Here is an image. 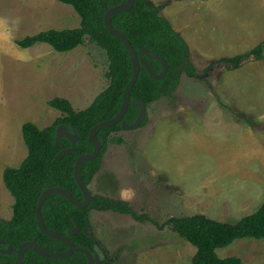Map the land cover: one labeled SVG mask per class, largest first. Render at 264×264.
<instances>
[{"label": "rangeland", "instance_id": "rangeland-1", "mask_svg": "<svg viewBox=\"0 0 264 264\" xmlns=\"http://www.w3.org/2000/svg\"><path fill=\"white\" fill-rule=\"evenodd\" d=\"M156 1L187 41L194 76L184 71L171 97L150 103L143 125L108 136L89 188L127 201L139 215L90 213L95 250L101 258L106 249L115 264H193L196 247L170 218L204 214L235 223L264 202V58L235 70L221 62L264 41V0ZM80 26L74 7L59 0H0V122L9 125L0 135V219L12 218L15 202L4 170L28 155L21 122L50 126L62 115L50 100L67 98L80 111L110 84L107 51L89 35L68 52L17 41ZM217 253L264 264V239L241 238Z\"/></svg>", "mask_w": 264, "mask_h": 264}, {"label": "trees", "instance_id": "trees-1", "mask_svg": "<svg viewBox=\"0 0 264 264\" xmlns=\"http://www.w3.org/2000/svg\"><path fill=\"white\" fill-rule=\"evenodd\" d=\"M72 5L81 16V26L69 29H49L35 35L26 36L17 41L23 48L32 47L38 43H48L58 52H68L85 42V36L96 42L107 51L109 70L107 76L110 84L88 108L76 111L72 103L64 97H56L49 105L62 112V115L50 126L40 128L34 122L27 121L22 126V133L28 147V155L19 166H7L4 170V182L15 199L11 219H0V237L12 244L16 250L25 241H34L49 251L61 252L68 249L66 242L45 234L38 226L36 208L42 192L49 187H63L72 192L78 199L83 200V192L74 176V166L83 153L92 152L95 145L90 141L91 129L98 123L113 118L120 111L127 83L133 74V62L125 44L113 35L104 22L106 11L126 0H59ZM162 7L148 0H135L129 11L118 12L112 16V24L120 30L132 43L140 56H144L156 72L162 70L161 63L144 55L141 47H145L167 61L169 65L166 76L154 79L141 66L138 80L131 90V105L124 119L133 122L138 113L139 105L134 100L138 97L147 105L163 97H171L180 84L182 73L194 76L190 49L187 41L162 16ZM264 58V41L251 50L235 56L221 59L232 70L238 69L250 59ZM64 124L69 131L80 136L74 143L64 137L56 147V131ZM121 129V124L101 130L99 137L106 132L102 140L101 154L83 163L81 173L84 182L89 186L102 166L103 155L107 150L108 136L111 132ZM82 146L83 150L66 154L62 159L51 164L56 155L67 147ZM113 210L130 214L135 218L139 215L125 200L113 199L102 195H93L92 201L86 208H78L61 194H53L47 198L42 207L45 225L64 235L70 236L75 245L90 249L98 255L95 238L90 221L92 210ZM79 225L77 234L72 235V229ZM175 232L196 247L193 264H244L237 256L220 257L217 250L232 244L241 238L264 239V202L259 210L242 217L239 221L224 222L207 217L204 214L172 217L168 220ZM7 244L0 243V249ZM18 252L11 254L0 252V264H15ZM87 256L75 252L71 257L56 259L44 257L33 249H28L23 264H87ZM110 253L103 248L102 264H115Z\"/></svg>", "mask_w": 264, "mask_h": 264}, {"label": "water", "instance_id": "water-1", "mask_svg": "<svg viewBox=\"0 0 264 264\" xmlns=\"http://www.w3.org/2000/svg\"><path fill=\"white\" fill-rule=\"evenodd\" d=\"M135 3V0H126V2L114 5L110 7L105 15H104V22L109 31L117 36L127 47L132 62H133V74L130 79V81L127 83L125 92H124V100L122 107L118 114L114 116L113 118L106 119L98 124H96L90 131L89 139L90 141L95 145V149L92 152L89 153H83L80 155V157L77 159L75 166H74V176L77 184L81 188L83 192V200H78L70 190L63 188V187H49L45 189L41 196L39 197L38 200V205L36 208V218H37V223L41 231H43L45 234L52 236L54 238H57L61 240L62 242L68 243L69 247L65 251L61 252H55V251H49L45 250L42 248L38 243L34 241H25L23 242L20 246L19 249L16 250L15 247L12 244H8L7 240L4 238L0 237V243L6 245V248H1L0 252H6L8 254L13 253L14 251L18 252V257L15 262V264H23L24 259H25V254L28 249H33L36 253H38L41 256L44 257H49V258H56V259H65L68 257H71L75 252H82L87 256V264H102L101 263V258L98 255H95L90 249H87L85 247H78L75 245L73 239L70 236L64 235L56 230L48 228L44 221H43V216H42V207L47 200L48 197H50L53 194H61L67 199H69L75 206L78 208H86L90 204L93 198V194L89 188V186L84 182L82 173H81V167L84 162L88 160H93L97 158L102 150L103 143L102 140L105 139L106 133L103 134L102 137L98 136V132L103 129H107L109 127L115 126L117 124H121V127L123 129H135L139 126H141L148 114V105L145 101L138 97H134V100L138 103L139 105V114L137 118L133 121V123H128L126 119H124L126 113L128 112L132 97H131V90L133 86L135 85L136 81L138 80L141 66H143L148 73L154 78V79H162L166 76L169 65L167 61L164 59V57L153 53L149 49L145 47H141L140 51L151 58H154L158 60L161 65H162V70L160 72L154 71V69L150 66L149 62L146 60L144 56H140L138 51L134 48L130 40L117 28H115L112 24V16L118 12H123V11H129L133 8ZM75 128H73V131H69L67 126L64 124H61L58 126L57 131H56V142L55 145L56 147L59 146V142L62 138L66 137L70 141L76 143L79 141L80 136L74 132ZM83 147L82 146H73V147H67L60 151L54 160L52 161L51 164H54L56 161L62 159L66 154L71 153V152H78L82 151ZM79 231V225L77 224L74 229L71 230V234L75 235Z\"/></svg>", "mask_w": 264, "mask_h": 264}, {"label": "crops", "instance_id": "crops-1", "mask_svg": "<svg viewBox=\"0 0 264 264\" xmlns=\"http://www.w3.org/2000/svg\"><path fill=\"white\" fill-rule=\"evenodd\" d=\"M148 1H150V2H154L155 4H158V2L156 1V0H148ZM162 13V12H161ZM163 16V15H162ZM165 16V15H164ZM178 30V32L180 31L179 29H177ZM181 32V31H180ZM184 35V34H183ZM37 45V44H36ZM25 123V122H24ZM24 123H22L21 122V124H24ZM20 125V124H19ZM23 126V125H22ZM8 128H9V125H8V123L7 122H4L3 120L0 122V131H1V129H2V132H0V135H2V136H6V131L8 130ZM0 142H2V138H1V136H0ZM21 142H22V140L20 139V141H19V139H18V133H17V131L15 132V134H14V148L15 149H18V147H19V152H20V145H21ZM0 147H1V144H0ZM19 152H18V154H19ZM18 156V155H17ZM16 156V157H17ZM15 157V158H16Z\"/></svg>", "mask_w": 264, "mask_h": 264}, {"label": "flooded vegetation", "instance_id": "flooded-vegetation-1", "mask_svg": "<svg viewBox=\"0 0 264 264\" xmlns=\"http://www.w3.org/2000/svg\"><path fill=\"white\" fill-rule=\"evenodd\" d=\"M138 114H139V113H138ZM137 116H138V115H137ZM145 121H146V120H145ZM144 123H145V122H144ZM144 123H143V124H144ZM143 124H142V125H143ZM139 127H140V126H139ZM121 128H122V127H121ZM137 128H138V127H137ZM103 130H104V129H103ZM100 131H101V130H100ZM100 131H99V132H100ZM99 132H98V133H99ZM102 148H103V147H102ZM101 151H102V150H101ZM100 154H101V153H100ZM104 154H105V153H104ZM103 156H104V155H103ZM102 163H103V160H102ZM110 198H111V197H110Z\"/></svg>", "mask_w": 264, "mask_h": 264}]
</instances>
